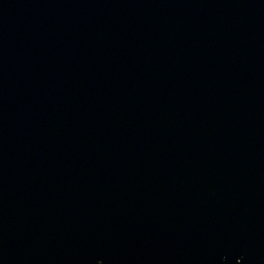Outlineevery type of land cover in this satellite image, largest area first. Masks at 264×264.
<instances>
[{
	"label": "water",
	"instance_id": "1",
	"mask_svg": "<svg viewBox=\"0 0 264 264\" xmlns=\"http://www.w3.org/2000/svg\"><path fill=\"white\" fill-rule=\"evenodd\" d=\"M0 264H264V0H0Z\"/></svg>",
	"mask_w": 264,
	"mask_h": 264
}]
</instances>
